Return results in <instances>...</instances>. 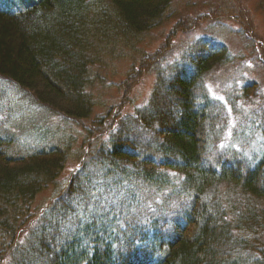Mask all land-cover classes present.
<instances>
[{
    "label": "trees",
    "instance_id": "trees-1",
    "mask_svg": "<svg viewBox=\"0 0 264 264\" xmlns=\"http://www.w3.org/2000/svg\"><path fill=\"white\" fill-rule=\"evenodd\" d=\"M10 1L0 4V79L82 130L95 109L96 87L88 88L109 65L105 59L122 58L120 49L161 27L175 0ZM201 45L185 55L191 74L179 64L170 75L158 73L151 104L136 116L157 138L154 150L111 121L100 131L110 133L97 146L87 141L82 155L95 147L94 175L84 173L92 160L79 162L46 214L36 201L62 181L70 146L39 133L35 148L23 153L14 134L0 128V262L264 264V154L256 164L218 155V106L203 76L225 65L229 50L221 44L202 57ZM253 92L246 87L243 99ZM143 188L156 192L155 202L143 199ZM38 221L42 231L34 235ZM30 231L36 241L23 245Z\"/></svg>",
    "mask_w": 264,
    "mask_h": 264
},
{
    "label": "rangeland",
    "instance_id": "rangeland-1",
    "mask_svg": "<svg viewBox=\"0 0 264 264\" xmlns=\"http://www.w3.org/2000/svg\"><path fill=\"white\" fill-rule=\"evenodd\" d=\"M10 2L0 0V4ZM168 14L170 18L161 27L142 36L144 38L140 43H130L127 47L130 51L120 49L116 58L123 54L122 58L111 62L105 59L109 65L100 69L102 75H95L94 85L88 88L96 87L92 92L95 109L92 118L84 121L82 130L79 123L64 121L42 110L15 85L0 79V128L13 133L18 139L15 144L17 150L25 153L23 150L35 148L40 141V133L47 135L51 143L63 141L72 151L62 181L42 193L36 201L37 209L43 214L49 210L47 205L60 194L61 188L66 187L69 175L76 170L79 162L85 164L88 159L92 160L90 168H87L88 164L85 166L84 173L89 172L91 177L94 175V146L102 141L106 133H110L100 131L107 129L111 121H114L117 131L123 125L129 126L125 134L136 137L133 140H137L142 147L150 145V151L154 150L152 147L157 138L138 125L136 116H141L151 104L150 96L160 71L170 75L168 71L174 70L172 66L179 64L182 70L192 73L185 55L191 48L196 50L199 44H203L201 48L205 47L201 50L202 57L218 53L214 50L221 44L231 53L226 52L228 60L221 63L225 65L203 76L204 89L218 106L215 112L218 116L216 129L219 130L218 149L215 148L218 155L232 158L240 154L247 162L256 164L260 161V155L264 154V0H175ZM206 42L208 46H204ZM146 52L149 56L144 58ZM248 86L254 87L253 94H256L250 101L243 99V92ZM164 98L161 97L166 100ZM99 122L104 126H97ZM10 124L19 126L21 130H11ZM94 133L96 135L90 138ZM87 141L94 145L93 150L82 156L89 146ZM258 155L256 162L250 161ZM226 192L225 186L219 188V194ZM142 197L155 202L158 196L155 191L143 188ZM177 205L178 201H173L168 210L173 212ZM42 227L39 221L36 222L32 226L34 235L40 234ZM32 239L30 231L22 244H29ZM0 264L8 262L1 261Z\"/></svg>",
    "mask_w": 264,
    "mask_h": 264
}]
</instances>
